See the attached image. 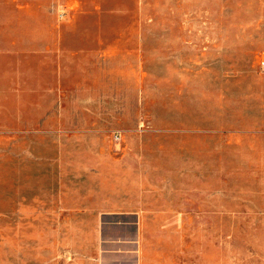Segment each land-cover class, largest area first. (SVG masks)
<instances>
[{"label": "rangeland", "instance_id": "1", "mask_svg": "<svg viewBox=\"0 0 264 264\" xmlns=\"http://www.w3.org/2000/svg\"><path fill=\"white\" fill-rule=\"evenodd\" d=\"M82 2L0 99V264H264V0Z\"/></svg>", "mask_w": 264, "mask_h": 264}, {"label": "crops", "instance_id": "2", "mask_svg": "<svg viewBox=\"0 0 264 264\" xmlns=\"http://www.w3.org/2000/svg\"><path fill=\"white\" fill-rule=\"evenodd\" d=\"M73 1V5L76 7L70 8L72 11L75 8L73 16L69 15L71 20L86 12L81 7L82 0ZM0 21L3 25L0 32L3 38L2 47L5 48L1 59H5L11 69L13 66L17 69L16 71L9 70L0 77V99L1 101L8 98L15 99L18 103L16 113L20 119L24 115H30L23 113V106L19 107L20 102H26L33 117L35 115V64L33 61L35 57V0H0ZM73 30L74 34L77 28H73ZM18 56L21 59L14 63L13 58ZM135 217L139 221L140 216ZM135 239L137 240H135L134 247L139 248V236ZM132 257L135 260L133 264H142L141 255L137 250L133 252ZM94 259L89 260V264H103L100 259Z\"/></svg>", "mask_w": 264, "mask_h": 264}, {"label": "built area", "instance_id": "3", "mask_svg": "<svg viewBox=\"0 0 264 264\" xmlns=\"http://www.w3.org/2000/svg\"><path fill=\"white\" fill-rule=\"evenodd\" d=\"M263 69H264V63H263Z\"/></svg>", "mask_w": 264, "mask_h": 264}]
</instances>
